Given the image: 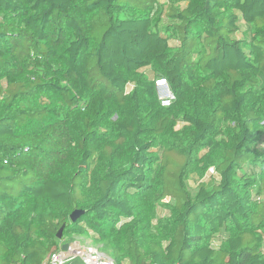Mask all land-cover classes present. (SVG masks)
<instances>
[{"label": "trees", "instance_id": "trees-1", "mask_svg": "<svg viewBox=\"0 0 264 264\" xmlns=\"http://www.w3.org/2000/svg\"><path fill=\"white\" fill-rule=\"evenodd\" d=\"M77 237L264 264V0H0V264Z\"/></svg>", "mask_w": 264, "mask_h": 264}, {"label": "built area", "instance_id": "built-area-1", "mask_svg": "<svg viewBox=\"0 0 264 264\" xmlns=\"http://www.w3.org/2000/svg\"><path fill=\"white\" fill-rule=\"evenodd\" d=\"M159 101L162 107H170L176 100L166 81L157 82ZM132 86L129 87V90ZM68 245L67 250H62L63 245ZM83 238H75L69 242H62L58 252L50 255L43 264H115L101 249L90 245Z\"/></svg>", "mask_w": 264, "mask_h": 264}, {"label": "rangeland", "instance_id": "rangeland-1", "mask_svg": "<svg viewBox=\"0 0 264 264\" xmlns=\"http://www.w3.org/2000/svg\"><path fill=\"white\" fill-rule=\"evenodd\" d=\"M201 181H197L196 179H191V181H190V186L192 187V188H195L197 185H198V183H200ZM12 188L13 189H16L17 188V184H15L14 186H12ZM170 201V199L169 198H167L166 200H164V202L165 203H167V202H169ZM167 213V211L166 210H164V209H160L159 210V214L162 216V215H165ZM77 238H83L87 243H91L90 245L91 246H93L94 247V245H95V247H97V248H102L103 247V245L102 244H96V243H94L93 242V240L91 239V238H88V237H77ZM103 252V251H102ZM104 253V252H103ZM105 254V253H104ZM106 255V254H105ZM107 256V255H106ZM110 258V257H109ZM72 264V263H71ZM75 264H78V263H75Z\"/></svg>", "mask_w": 264, "mask_h": 264}, {"label": "water", "instance_id": "water-1", "mask_svg": "<svg viewBox=\"0 0 264 264\" xmlns=\"http://www.w3.org/2000/svg\"><path fill=\"white\" fill-rule=\"evenodd\" d=\"M83 211H75L72 215H71V220L72 222H75L81 215H83ZM64 229H65V226H63L60 231L58 232V235H57V238L59 240H62L63 238V233H64ZM68 249V245H63L62 247V250H67Z\"/></svg>", "mask_w": 264, "mask_h": 264}]
</instances>
